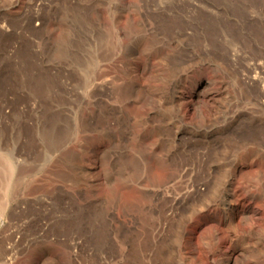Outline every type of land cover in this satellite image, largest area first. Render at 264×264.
Wrapping results in <instances>:
<instances>
[{
	"label": "rangeland",
	"instance_id": "374dc122",
	"mask_svg": "<svg viewBox=\"0 0 264 264\" xmlns=\"http://www.w3.org/2000/svg\"><path fill=\"white\" fill-rule=\"evenodd\" d=\"M0 264H264V0H0Z\"/></svg>",
	"mask_w": 264,
	"mask_h": 264
}]
</instances>
